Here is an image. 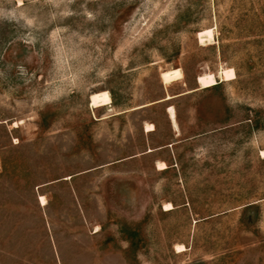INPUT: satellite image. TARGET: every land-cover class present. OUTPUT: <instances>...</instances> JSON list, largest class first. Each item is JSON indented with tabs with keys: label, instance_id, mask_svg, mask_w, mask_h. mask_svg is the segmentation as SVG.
<instances>
[{
	"label": "rangeland",
	"instance_id": "374dc122",
	"mask_svg": "<svg viewBox=\"0 0 264 264\" xmlns=\"http://www.w3.org/2000/svg\"><path fill=\"white\" fill-rule=\"evenodd\" d=\"M0 264H264V0H0Z\"/></svg>",
	"mask_w": 264,
	"mask_h": 264
},
{
	"label": "bare ground",
	"instance_id": "6f19581e",
	"mask_svg": "<svg viewBox=\"0 0 264 264\" xmlns=\"http://www.w3.org/2000/svg\"><path fill=\"white\" fill-rule=\"evenodd\" d=\"M211 36H212V33H211V31L208 30V31H205L203 34L201 33L200 38H201L202 42H205V41L211 39L212 38ZM179 70H172L170 72H165L164 73L165 82L169 83L170 81L172 82L173 80L182 79V74ZM224 73H225V76L227 78H231L233 76L232 71L228 70V71H225ZM199 80H200L201 86L203 88H206L210 85L216 84V80H215L214 76H212V75H210V76L207 75L205 78L203 77V78H200ZM91 103L93 106H99L100 104H103L104 106H109L112 103V100H111L110 95L108 93L104 92V93L99 94V95H93L91 97ZM170 110L172 113V117H174V110H172V109H170ZM41 202L44 204L43 198H41Z\"/></svg>",
	"mask_w": 264,
	"mask_h": 264
}]
</instances>
